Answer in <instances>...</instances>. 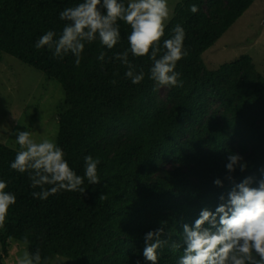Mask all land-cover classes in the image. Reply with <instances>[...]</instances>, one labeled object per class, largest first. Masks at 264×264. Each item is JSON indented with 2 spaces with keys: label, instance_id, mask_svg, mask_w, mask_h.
Instances as JSON below:
<instances>
[{
  "label": "trees",
  "instance_id": "obj_1",
  "mask_svg": "<svg viewBox=\"0 0 264 264\" xmlns=\"http://www.w3.org/2000/svg\"><path fill=\"white\" fill-rule=\"evenodd\" d=\"M255 0H181L165 30L180 23L186 30L189 56L177 63L183 87L153 91L147 56L129 59L142 67L145 78L132 84L113 53L128 47L130 27L120 22L121 41L108 50L98 42L86 45L77 68L74 57H52L35 42L48 30L59 33V12L80 0H0V55L7 53L61 83L64 90L56 143L78 174L84 157H99L101 183L86 194L62 191L47 200L32 197L27 174L10 169L18 148L0 142V179L15 193L0 242H23L40 249L46 264L57 256L73 264H151L143 257L144 234L167 221L173 240L182 224H191L202 208L214 210L219 195L230 188L225 180L229 152L248 161L237 181L259 176L264 167V75L249 54L208 68L203 53L235 23ZM197 4L200 11H189ZM101 51L106 61L97 59ZM113 79L115 85L110 83ZM220 178L224 187L215 186ZM255 186V185H253ZM104 194L105 198L100 199ZM167 238V237H164ZM165 248L159 264H177ZM0 264H6L0 256Z\"/></svg>",
  "mask_w": 264,
  "mask_h": 264
},
{
  "label": "clouds",
  "instance_id": "obj_2",
  "mask_svg": "<svg viewBox=\"0 0 264 264\" xmlns=\"http://www.w3.org/2000/svg\"><path fill=\"white\" fill-rule=\"evenodd\" d=\"M189 11H200L197 4H191ZM174 15V5L169 0H80L77 4L59 12L64 25L59 33L48 30L35 42L37 50L47 48L56 59L71 55L78 68L83 60L86 45L98 42L112 50L121 41L120 22L130 27L127 35L128 47L113 53L108 61H119L125 68V78L132 84H140L145 78L142 67L138 68L130 59L147 56L151 61L148 78L153 81V91L160 88L183 87L181 73L176 71L177 63L189 56L185 47V28L176 23L169 38L165 30ZM97 59L106 61L101 51ZM110 83L115 85L113 79ZM18 145L10 169L27 174L32 197L47 200L62 191L86 194L85 179L89 185L101 183L98 175L99 157L91 154L84 157V174L78 175L65 159L64 150L53 140L44 138L37 142L27 130L15 131ZM225 180L230 188L218 197L214 210L204 207L191 223L182 224L179 241L173 240L171 230L165 231L167 221L144 234L143 257L146 262L159 264L160 255L167 248L176 253L182 249L177 264H264V167L257 171L259 176L247 175L237 181L234 175L239 170L245 173L249 163L237 152L226 157ZM215 186L224 187V181L216 178ZM255 185V186H253ZM8 181L0 179V230L5 229L10 208L17 202L15 193L6 191ZM100 199H104L101 194ZM167 237V238H164ZM27 246V235L23 237ZM15 264H46L40 249L30 252L25 248L17 256ZM137 264H140L137 261Z\"/></svg>",
  "mask_w": 264,
  "mask_h": 264
},
{
  "label": "rangeland",
  "instance_id": "obj_3",
  "mask_svg": "<svg viewBox=\"0 0 264 264\" xmlns=\"http://www.w3.org/2000/svg\"><path fill=\"white\" fill-rule=\"evenodd\" d=\"M180 1L169 0V6L174 5L175 9ZM242 54H249L264 75V0H255L203 53V59L213 69ZM161 93H165V88H161ZM63 101L60 82L7 53L0 55V142L18 148L15 142L18 127L30 132L37 142L44 138L56 142ZM26 247L22 241L10 238L7 251L0 242V256L6 264H15ZM65 259L57 256L52 264H73Z\"/></svg>",
  "mask_w": 264,
  "mask_h": 264
}]
</instances>
